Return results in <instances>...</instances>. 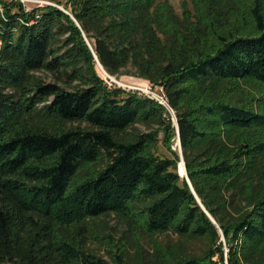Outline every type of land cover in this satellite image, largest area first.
I'll use <instances>...</instances> for the list:
<instances>
[{
  "label": "trees",
  "instance_id": "obj_1",
  "mask_svg": "<svg viewBox=\"0 0 264 264\" xmlns=\"http://www.w3.org/2000/svg\"><path fill=\"white\" fill-rule=\"evenodd\" d=\"M49 1L0 0V264H264V3Z\"/></svg>",
  "mask_w": 264,
  "mask_h": 264
},
{
  "label": "rangeland",
  "instance_id": "obj_2",
  "mask_svg": "<svg viewBox=\"0 0 264 264\" xmlns=\"http://www.w3.org/2000/svg\"><path fill=\"white\" fill-rule=\"evenodd\" d=\"M160 2H168L169 5L172 6V8L175 10L177 14H182L183 7L188 6V7H193L194 3H199L202 4L206 2L207 0H159ZM261 2L264 3V0H260ZM24 4V7L27 10H31L33 7L36 5H41V4H46L50 3L49 0H24L21 1ZM238 4V8L242 9L243 11H248L250 7H253L254 4L257 2V0H236ZM98 74L103 78V80L108 84L109 87L111 88H122L126 91H133L136 93H139L140 95L143 96H152L153 98H159L164 96V91L161 87L158 86H153L151 83L148 81L141 79L139 77H136L134 75L130 74H125L120 77H113L109 76L103 71L101 66L97 64L96 66ZM45 77V75H43ZM147 90V92H145ZM173 114V112H172ZM175 120V117H174ZM176 123V121H175ZM141 130H144V127H140ZM161 138H163V135H161ZM172 149L177 151L180 154V147H179V140L178 137L173 140V145ZM158 154L163 157H170L171 153L169 150L163 146V144L160 142L158 146ZM180 172V171H179ZM99 231L103 235L102 241L98 240H93L91 242V248L92 250L97 253L99 256L103 257L105 260L112 262V257L111 255L117 252L115 249H110V243L113 242L114 244L121 243V239H123V234L121 231V228L117 224V222L112 219L108 218L104 223L101 224L99 227ZM162 241L168 240L167 236L162 235L159 238ZM145 249L150 250L151 245L147 242L144 244ZM112 247V246H111ZM113 250V251H112ZM135 249L132 248L130 249V255L135 256Z\"/></svg>",
  "mask_w": 264,
  "mask_h": 264
},
{
  "label": "water",
  "instance_id": "obj_3",
  "mask_svg": "<svg viewBox=\"0 0 264 264\" xmlns=\"http://www.w3.org/2000/svg\"><path fill=\"white\" fill-rule=\"evenodd\" d=\"M99 65H100V63H99ZM101 66V65H100ZM175 121H176V119H175ZM177 122V121H176ZM178 140H179V147H180V156H181V161H182V163H183V165H184V171H185V177H186V179L188 180V183L190 184V186L192 187V185H191V182L189 181V178H188V175H187V171H186V167H185V163H184V158H183V152H182V146H181V141H180V133H179V130H178ZM181 176H183L182 174H180ZM192 190H193V188H192ZM194 191V190H193ZM197 199H198V201L201 203V201H200V199L197 197ZM202 207H203V205H202ZM203 209L205 210V208L203 207ZM206 211V210H205ZM207 212V211H206ZM207 214H208V216L213 220V222L216 224V221L213 219V217L207 212ZM224 239V238H223Z\"/></svg>",
  "mask_w": 264,
  "mask_h": 264
},
{
  "label": "built area",
  "instance_id": "obj_4",
  "mask_svg": "<svg viewBox=\"0 0 264 264\" xmlns=\"http://www.w3.org/2000/svg\"><path fill=\"white\" fill-rule=\"evenodd\" d=\"M8 1H17V0H8ZM20 1H23L24 2V0H20ZM46 4H51V3H46ZM41 5H45V4H41ZM3 10V8H2V5H1V3H0V11H2ZM1 37H0V44H1ZM107 74V73H106ZM108 75V74H107ZM109 76V75H108ZM109 78H110V76H109ZM145 92H147V90H145ZM148 97H150V98H153L152 96H148ZM154 99H156L158 102H160L161 104H163V105H165V106H167V100H166V98H165V96H162V97H159V98H154Z\"/></svg>",
  "mask_w": 264,
  "mask_h": 264
},
{
  "label": "bare ground",
  "instance_id": "obj_5",
  "mask_svg": "<svg viewBox=\"0 0 264 264\" xmlns=\"http://www.w3.org/2000/svg\"><path fill=\"white\" fill-rule=\"evenodd\" d=\"M179 173L182 174L183 176L185 175V171H184V165L182 163V161L179 163Z\"/></svg>",
  "mask_w": 264,
  "mask_h": 264
}]
</instances>
